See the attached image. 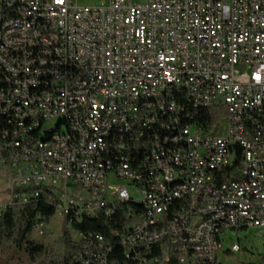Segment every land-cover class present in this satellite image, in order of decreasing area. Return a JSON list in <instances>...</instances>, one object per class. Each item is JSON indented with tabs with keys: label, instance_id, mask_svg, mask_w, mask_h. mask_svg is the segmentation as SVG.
Listing matches in <instances>:
<instances>
[{
	"label": "built area",
	"instance_id": "obj_1",
	"mask_svg": "<svg viewBox=\"0 0 264 264\" xmlns=\"http://www.w3.org/2000/svg\"><path fill=\"white\" fill-rule=\"evenodd\" d=\"M78 2L0 0V215L42 188L68 228L122 210L74 234L82 264L110 241L123 264H220L250 228L264 248V0Z\"/></svg>",
	"mask_w": 264,
	"mask_h": 264
},
{
	"label": "trees",
	"instance_id": "obj_2",
	"mask_svg": "<svg viewBox=\"0 0 264 264\" xmlns=\"http://www.w3.org/2000/svg\"><path fill=\"white\" fill-rule=\"evenodd\" d=\"M54 216L55 199L45 188L38 189V196L31 198L28 204L3 210L0 215V264H82L80 256H84L83 243L74 241V234L90 231L110 238L112 231L121 229L124 220L120 210L115 221L99 215L93 220L75 223L70 228L64 221L60 237L50 248L34 240L33 234L37 223L42 222L46 228ZM110 242L112 253L108 258L109 264H123V249L117 241ZM259 264L264 263L261 261Z\"/></svg>",
	"mask_w": 264,
	"mask_h": 264
},
{
	"label": "rangeland",
	"instance_id": "obj_3",
	"mask_svg": "<svg viewBox=\"0 0 264 264\" xmlns=\"http://www.w3.org/2000/svg\"><path fill=\"white\" fill-rule=\"evenodd\" d=\"M79 5L87 7H99L107 4L108 0H79ZM222 134V132H221ZM7 174L3 168L0 167V207L6 204L9 200V184L7 180ZM120 183V182H119ZM117 184V183H112ZM63 225V219L55 215L49 221L46 226L43 235L40 237L37 234H33V239L42 242L48 247H54L56 239L60 237L61 228ZM230 238L232 241H224V250L229 248L233 241L239 240L242 248L241 253L234 255L218 254L220 264H259L262 261L264 253L263 244L261 241V233L256 229L250 228L245 232H230Z\"/></svg>",
	"mask_w": 264,
	"mask_h": 264
}]
</instances>
